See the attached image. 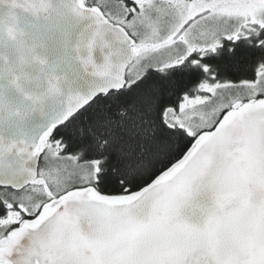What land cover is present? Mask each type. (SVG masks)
Listing matches in <instances>:
<instances>
[{
  "label": "snow or ice",
  "instance_id": "snow-or-ice-1",
  "mask_svg": "<svg viewBox=\"0 0 264 264\" xmlns=\"http://www.w3.org/2000/svg\"><path fill=\"white\" fill-rule=\"evenodd\" d=\"M0 264H264V0H0Z\"/></svg>",
  "mask_w": 264,
  "mask_h": 264
}]
</instances>
